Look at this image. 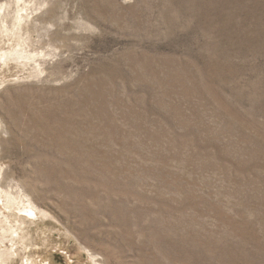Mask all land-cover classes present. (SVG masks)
Here are the masks:
<instances>
[{"label": "rangeland", "instance_id": "374dc122", "mask_svg": "<svg viewBox=\"0 0 264 264\" xmlns=\"http://www.w3.org/2000/svg\"><path fill=\"white\" fill-rule=\"evenodd\" d=\"M0 190V264H264V0H0Z\"/></svg>", "mask_w": 264, "mask_h": 264}, {"label": "bare ground", "instance_id": "6f19581e", "mask_svg": "<svg viewBox=\"0 0 264 264\" xmlns=\"http://www.w3.org/2000/svg\"><path fill=\"white\" fill-rule=\"evenodd\" d=\"M45 4V3H44ZM27 11V10H26ZM15 18V21L16 22H19V20H20V18H22V16L20 15V14H18L17 16H15L14 17ZM18 54H20V55H27L28 53L26 52V50L25 49H22V50H20V51H18L17 52ZM29 55V54H28ZM0 193H3L4 194V196L5 197H7V199H6V202H5V200H4V202H2L3 203V205H5L7 208H11L12 206H14L15 204H19V202L20 203H23L21 200H22V198H21V196L20 197H16L15 195H13L12 194V191H9V190H4V191H2V190H0ZM1 199H2V197L0 196V201H1ZM17 202V203H16ZM1 203V204H2ZM28 204H29V207H25V206H23V207H21V208H18L19 209V211L21 212V213H23V214H25L26 216H29V217H31V216H33V215H36L35 214V210L34 209H36V207H35V205H33L32 204V202L30 203V202H28ZM31 207H35L34 209L33 208H31ZM22 214V215H23ZM8 217V216H7ZM3 223V222H2ZM0 224H1V221H0ZM4 228H6V227H4ZM4 228H2L1 227V229H4ZM15 227H10V228H8V230H3V232L4 233H11V240L10 241H12L13 243H14V241L16 240V238H15V236H18V232H17V230H16V228L14 229ZM1 237V236H0ZM3 237V236H2ZM0 239H2V238H0ZM5 253V252H4ZM4 253H2V254H4ZM8 255H10V253L9 254H7L6 256H8ZM8 257H6L5 259H7Z\"/></svg>", "mask_w": 264, "mask_h": 264}]
</instances>
